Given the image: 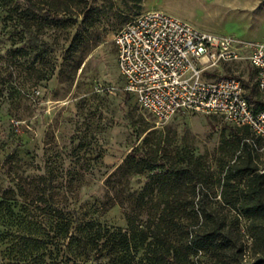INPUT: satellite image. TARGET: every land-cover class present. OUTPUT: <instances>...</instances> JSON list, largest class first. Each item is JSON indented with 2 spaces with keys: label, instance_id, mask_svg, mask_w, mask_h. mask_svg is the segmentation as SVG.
Segmentation results:
<instances>
[{
  "label": "rangeland",
  "instance_id": "374dc122",
  "mask_svg": "<svg viewBox=\"0 0 264 264\" xmlns=\"http://www.w3.org/2000/svg\"><path fill=\"white\" fill-rule=\"evenodd\" d=\"M33 2L0 0V197L11 191L34 206L74 209L82 221L124 232L128 213L137 224L154 217L161 187L176 192L182 207L194 202L195 220L187 208L181 213L192 221L190 231L204 224L228 234L224 249L194 252L192 264L262 262L264 218L245 209L256 202L258 175L264 202V141L248 154L243 139L251 134L217 114L180 113L158 122L123 91L114 38L137 16L161 11L202 32L264 42V0ZM212 72L240 78L254 101H264L250 64ZM130 154L150 156L164 171L178 162L198 176L175 184L158 183L155 171L131 176L124 164ZM236 164L240 171L230 175ZM248 168L256 171L247 175ZM151 258L141 252L137 262Z\"/></svg>",
  "mask_w": 264,
  "mask_h": 264
},
{
  "label": "trees",
  "instance_id": "16d2710c",
  "mask_svg": "<svg viewBox=\"0 0 264 264\" xmlns=\"http://www.w3.org/2000/svg\"><path fill=\"white\" fill-rule=\"evenodd\" d=\"M25 1L33 7V0ZM43 46L47 45L44 43ZM247 98L257 109L264 110V101H254L248 92ZM239 129L251 134L243 137V146L250 154V147H256L257 140L261 139L248 127ZM124 164L130 166L128 175L131 176L155 171L153 177L162 184H175L187 178L191 181L198 176L196 168H182L178 162L166 171L161 170L155 162L150 163V156L139 158L130 154ZM238 171L240 167L236 164L229 173ZM245 171L250 175L256 170L248 168ZM257 177V186L252 192L256 202L249 203L245 212L252 218H264L260 180L263 176ZM226 179L229 183L231 177L227 175ZM157 191L159 203L154 217L151 214L146 222L137 224L128 213L124 232H112L95 221H82L74 209L34 206L10 196L11 191H7L0 197V264H140L137 258L141 252L145 257L152 256L150 264H192L190 258L194 252H207L218 247L224 249L229 237L222 226L208 231L202 224L190 231L192 221L191 225L185 223L181 213L187 208L189 219L195 220L198 215L194 202H187L182 207L177 203L179 195L176 192L168 195L161 187ZM191 195L196 196L195 189ZM107 244L111 245V250H106ZM255 264H264V259Z\"/></svg>",
  "mask_w": 264,
  "mask_h": 264
},
{
  "label": "built area",
  "instance_id": "2783aa9c",
  "mask_svg": "<svg viewBox=\"0 0 264 264\" xmlns=\"http://www.w3.org/2000/svg\"><path fill=\"white\" fill-rule=\"evenodd\" d=\"M114 43L123 91L158 122L179 113L217 114L264 141V110L247 98L243 81L210 77L223 64L245 62L264 94V42L202 32L176 16L147 11L121 28Z\"/></svg>",
  "mask_w": 264,
  "mask_h": 264
},
{
  "label": "crops",
  "instance_id": "0c3cea01",
  "mask_svg": "<svg viewBox=\"0 0 264 264\" xmlns=\"http://www.w3.org/2000/svg\"><path fill=\"white\" fill-rule=\"evenodd\" d=\"M235 63H245V62H235ZM248 64V63H247ZM254 70V69H253ZM255 71V70H254ZM255 73H256V71H255ZM260 91V90H259ZM261 92V91H260ZM180 114V113H179Z\"/></svg>",
  "mask_w": 264,
  "mask_h": 264
}]
</instances>
